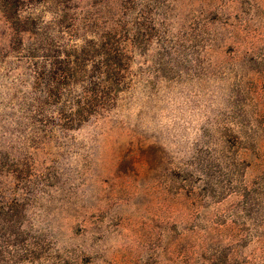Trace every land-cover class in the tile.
<instances>
[{"label":"rangeland","instance_id":"374dc122","mask_svg":"<svg viewBox=\"0 0 264 264\" xmlns=\"http://www.w3.org/2000/svg\"><path fill=\"white\" fill-rule=\"evenodd\" d=\"M0 264H264V0H0Z\"/></svg>","mask_w":264,"mask_h":264},{"label":"trees","instance_id":"16d2710c","mask_svg":"<svg viewBox=\"0 0 264 264\" xmlns=\"http://www.w3.org/2000/svg\"><path fill=\"white\" fill-rule=\"evenodd\" d=\"M96 48L98 51L94 55L93 66L90 65L92 70H88L89 67L84 65V62L80 63L83 57L80 58L76 55V51L74 54H64L60 58L66 65V73L58 74L59 79L57 80H70L74 85L80 82V86H78L80 90L75 92V98L66 108L70 118L75 117L74 121L83 122L86 118L83 117L84 114L90 115L92 112H96V109L103 110L108 104L106 99L111 98L109 97L111 92L114 90L116 92L119 88V80L116 79V75L121 71L122 53L117 49L107 47L103 42L97 44ZM86 53H83L82 56H86Z\"/></svg>","mask_w":264,"mask_h":264}]
</instances>
